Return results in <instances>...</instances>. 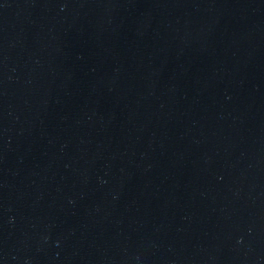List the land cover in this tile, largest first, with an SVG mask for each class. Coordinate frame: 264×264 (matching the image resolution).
<instances>
[{"label":"water","instance_id":"water-1","mask_svg":"<svg viewBox=\"0 0 264 264\" xmlns=\"http://www.w3.org/2000/svg\"><path fill=\"white\" fill-rule=\"evenodd\" d=\"M0 264H264V0H0Z\"/></svg>","mask_w":264,"mask_h":264}]
</instances>
